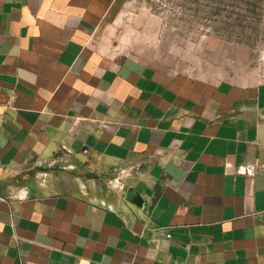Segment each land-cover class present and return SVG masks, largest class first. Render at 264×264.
I'll list each match as a JSON object with an SVG mask.
<instances>
[{"label": "crops", "instance_id": "0c3cea01", "mask_svg": "<svg viewBox=\"0 0 264 264\" xmlns=\"http://www.w3.org/2000/svg\"><path fill=\"white\" fill-rule=\"evenodd\" d=\"M121 2L0 0V264H264V81L109 57Z\"/></svg>", "mask_w": 264, "mask_h": 264}, {"label": "rangeland", "instance_id": "374dc122", "mask_svg": "<svg viewBox=\"0 0 264 264\" xmlns=\"http://www.w3.org/2000/svg\"><path fill=\"white\" fill-rule=\"evenodd\" d=\"M100 37L178 80L264 81V0H122Z\"/></svg>", "mask_w": 264, "mask_h": 264}, {"label": "water", "instance_id": "95a60500", "mask_svg": "<svg viewBox=\"0 0 264 264\" xmlns=\"http://www.w3.org/2000/svg\"><path fill=\"white\" fill-rule=\"evenodd\" d=\"M139 186H140L142 189L147 190V186H146V184H145L144 182H141V183L139 184Z\"/></svg>", "mask_w": 264, "mask_h": 264}, {"label": "built area", "instance_id": "2783aa9c", "mask_svg": "<svg viewBox=\"0 0 264 264\" xmlns=\"http://www.w3.org/2000/svg\"><path fill=\"white\" fill-rule=\"evenodd\" d=\"M0 123H1V119H0ZM2 133V128H1V124H0V134ZM127 171L126 170H121V174H123V173H126ZM24 195H22V197H23Z\"/></svg>", "mask_w": 264, "mask_h": 264}]
</instances>
